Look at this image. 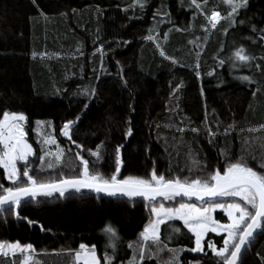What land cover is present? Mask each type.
I'll return each mask as SVG.
<instances>
[{
    "label": "trees",
    "instance_id": "16d2710c",
    "mask_svg": "<svg viewBox=\"0 0 264 264\" xmlns=\"http://www.w3.org/2000/svg\"><path fill=\"white\" fill-rule=\"evenodd\" d=\"M197 2L204 15L196 13L189 0H144L143 9L136 0H0V115L7 110L27 117L36 162L30 175L38 182L78 175L79 152L90 171L109 177L115 172L117 146H121V179L148 178L153 169L166 179H203V172H223L227 163L240 156L260 171L258 165L264 163V0H247L235 27L224 19L214 29L205 15L216 9L224 17L230 9L222 0ZM229 27L226 36L220 35ZM211 32L214 39L208 41ZM148 35L154 39H145ZM230 36L254 57L246 72L250 81L232 76L226 63L217 66ZM92 89L94 95L81 94ZM69 120L74 121L70 135L75 143L61 133ZM38 121L54 125L57 143L64 148L62 164L55 169L39 167L44 144L35 132ZM129 128L131 134L125 136ZM209 129L215 135L210 137ZM90 151H98L99 159ZM0 184L11 186L2 168ZM158 200L166 207L188 203L179 197ZM221 201L230 200L216 202ZM19 215L21 219L9 211L0 214V241L31 244L40 264H73L69 251L78 250L81 243L94 245L104 264L107 237L101 229L106 224L119 237L113 264H127L132 255L127 242L136 241L153 218L147 201L74 190L63 198L59 194L36 197L23 204ZM216 216L227 222L222 212ZM168 225L180 229L165 241L169 248L184 249L179 264H216L210 252L189 250L194 237L182 221L162 224V240L171 232ZM224 236L207 233L204 251L209 240L221 247ZM107 252L112 255L111 249ZM168 258L167 252L161 254L162 260ZM13 259L1 257L0 264H20L18 256ZM238 264H264V233L255 236Z\"/></svg>",
    "mask_w": 264,
    "mask_h": 264
},
{
    "label": "snow or ice",
    "instance_id": "6c2138e0",
    "mask_svg": "<svg viewBox=\"0 0 264 264\" xmlns=\"http://www.w3.org/2000/svg\"><path fill=\"white\" fill-rule=\"evenodd\" d=\"M226 7L230 9L226 16L222 17L216 10H211L210 14L205 15V19L212 28H216L221 20L227 19L229 26H235L236 16L241 9L247 7V0H222ZM136 3L143 9L144 0H136ZM207 0H204V4ZM189 5L196 13H203V6L197 0H189ZM241 25L244 24L240 20ZM256 31L255 27L252 29ZM152 30L150 29L149 32ZM227 29H225V32ZM261 31H264L262 29ZM147 40H153L152 35L145 37ZM264 40V37H261ZM101 56L103 52L98 49ZM199 56V53H197ZM254 57L249 55L246 49L241 45L235 47L225 58L217 60V66H223L226 62L230 67L237 68L247 66ZM172 63H177L172 60ZM258 67V66H257ZM196 75L199 77V64L195 65ZM212 75V72L207 73ZM243 81H250L249 76L238 77ZM179 87V85L177 86ZM82 95H94L95 90L90 93H81ZM201 94L203 90L201 89ZM87 107V104L84 105ZM77 119H79L77 117ZM27 117L24 113L3 111L0 115V168L3 169V175L6 180L11 182V186L4 187L0 184V214L4 211L11 212L17 219H21L19 210L24 203L35 201L37 196H52L58 193L60 198L65 197L69 190L80 193L82 190H91L97 194L104 193L108 196H123L129 199L140 197L150 205V215L154 217L144 226L138 234L137 240L127 242L128 249L132 255L127 264H144L146 260L155 259L156 264H179V253L184 249L169 248L165 241L172 238V234H178L179 228L171 227V232L164 238L160 236V226L166 221H182L183 227L194 237V247L189 249L191 252H204L205 235L209 232L219 234L226 233L223 237V244L217 248L211 240L207 241V247L211 250L214 257L217 258L216 264H238L242 252L254 242L255 236L264 233V163L258 165L260 171L255 170L248 165V160L240 156L235 162L227 163L223 172L214 169L212 172H203L204 178L198 176L189 180L185 177L181 180L179 177L166 179L163 174L157 175L155 169L152 170L148 178L125 176L118 178L121 171L120 148L115 149V172L109 177H105L99 171L92 172L89 168V162L76 153L77 159L82 165V170L78 175L62 177L48 182H38L32 175L30 157L35 155L34 149L26 140L24 124ZM41 124L43 122H37ZM74 121H66L61 129L64 137L71 141L70 129ZM264 129V126H261ZM183 131V129H181ZM193 132L197 131L192 129ZM252 131V130H249ZM131 134V128L127 130L125 136ZM210 137L215 135L208 130ZM46 144H56L55 139L48 136ZM75 143V141H71ZM211 142V141H209ZM81 147V146H78ZM99 145L97 149H99ZM41 161L45 156L54 155L59 161L63 155V150L58 149L56 153L45 152L41 148ZM90 155L99 159V153L91 152ZM255 160V157H252ZM22 163L23 171L18 168ZM51 168L52 164L49 163ZM191 171V170H190ZM203 171V170H202ZM177 197H195L201 202L202 207H197L193 203H179L177 207H166L162 200L172 201ZM228 198L231 202L217 203L218 199ZM223 209L228 218V223H220L213 219L212 211L214 209ZM23 219H27L24 217ZM32 224L31 221H28ZM43 230V226H40ZM101 231L107 237L105 252L103 255L104 264H113L116 255L117 244L119 240L116 229L110 224H106ZM107 249L112 250L109 256ZM167 252L169 258L161 259V254ZM21 256L20 264H39L34 259L35 250L31 244L21 245L16 242L0 241V257ZM74 257L73 264H100L97 257L95 246H88L84 243L78 245V250L69 251ZM15 264V261H13Z\"/></svg>",
    "mask_w": 264,
    "mask_h": 264
},
{
    "label": "rangeland",
    "instance_id": "374dc122",
    "mask_svg": "<svg viewBox=\"0 0 264 264\" xmlns=\"http://www.w3.org/2000/svg\"><path fill=\"white\" fill-rule=\"evenodd\" d=\"M216 10V9H215ZM216 11H218V10H216ZM219 12V11H218ZM220 13V12H219ZM221 14V13H220ZM221 16H223L222 14H221ZM222 22V20L220 21V23ZM220 23H218V25H217V27L220 25ZM216 27V28H217ZM232 27H235V26H232ZM231 27V28H232ZM212 28V27H211ZM230 27L229 28H226L227 29V31L225 32V30H224V33L223 34H220V35H227V33H228V31L231 29ZM212 29H214V28H212ZM233 29H235V28H233ZM193 30H194V26H193ZM212 35V32L208 35V41H213V39H212V37H213V35ZM230 42H228L227 43V45L225 46V53H224V58L225 57H227V55L232 51V49L233 48H235V47H239V46H243L244 47V45L243 44H241V43H237V41H233V37L232 36H230ZM245 49H246V51H247V53H248V49L246 48V47H244ZM249 54V53H248ZM226 65H227V71H228V73H230L232 76H234V77H236V78H238V77H242V76H247V71L252 67V65H253V63H252V61L247 65V66H241V67H237V68H232V67H230V65H229V63H227L226 62ZM239 79V78H238ZM39 122H43V123H41V124H38V123H36V127H35V132H36V134H37V137L39 138V140H40V142L42 141L43 142V144H44V151L45 152H51V153H56L57 152V150L58 149H60V150H63V152H64V148H63V146L62 145H60V144H58L57 143V140H56V136L54 135V125L51 123V122H46V121H39ZM73 126V125H72ZM72 126H71V128H72ZM24 130H25V132H26V140H27V142L28 143H30L29 142V140H28V135H27V131H26V122H25V124H24ZM71 130V129H70ZM48 136H51L53 139H55V141H56V144H46L44 141H45V139L48 137ZM64 137V136H63ZM65 138H67V137H65ZM68 139V138H67ZM31 144V143H30ZM35 151V150H34ZM35 156V155H34ZM34 156H32V157H30L29 159H30V161H31V165H32V168H31V170L30 171H32L34 168H33V166L35 165V161H33V158H34ZM63 160V155H62V157H61V159L59 160V161H57L56 159H55V156L54 155H48V156H45V158H44V160L43 161H39L38 163H39V167H41L43 170H51V169H55V168H57L59 165H61L62 164V161ZM49 163H51L52 164V167L51 168H49L48 167V164ZM18 168L20 169V171L22 172L23 171V167H22V163L21 164H18ZM9 182V181H8ZM9 183H11V182H9ZM225 199H228V198H225ZM229 202H231V201H221V202H217V203H224V204H227V203H229ZM185 203H187V202H185ZM189 203V202H188ZM165 204H167V203H165ZM193 204H195L197 207H202V206H207V205H202V206H200V205H198V204H196V203H193ZM179 205V204H178ZM177 205V206H178ZM165 206H167V205H165ZM176 206V207H177ZM173 207H175V206H173ZM218 212H222L223 214H225L226 215V217H227V214H226V212L223 210V209H220V208H217V209H214L213 211H212V217H213V219H215V220H217V221H219L220 223H222V224H224V223H228L229 221H228V218H227V222H221V220L220 219H218V218H216L217 216H216V213H218ZM154 218V217H153ZM162 225V224H161ZM161 227V226H160ZM219 234H224V235H226V233H223V232H221V233H219ZM207 235V234H206ZM206 235H205V237H206ZM205 239V238H204ZM202 243H203V241H202ZM214 244V243H213ZM215 245V244H214ZM216 246V245H215ZM217 247V246H216ZM204 252H210L211 254H212V252H211V250L208 248V250L207 251H204ZM204 252H202V254L204 253ZM195 253H197V252H195ZM198 253H201V252H198ZM205 254H207V253H205ZM213 255V254H212ZM18 256V258H19V261H20V259H21V256L19 255V254H17L16 256H10L12 259L14 258V257H17ZM98 257V256H97ZM1 258V257H0ZM34 259L36 260V261H38L37 260V258L34 256ZM13 260H15V259H13ZM39 262V261H38ZM18 264V263H17ZM40 264V263H39ZM194 264H197V263H194Z\"/></svg>",
    "mask_w": 264,
    "mask_h": 264
},
{
    "label": "water",
    "instance_id": "95a60500",
    "mask_svg": "<svg viewBox=\"0 0 264 264\" xmlns=\"http://www.w3.org/2000/svg\"><path fill=\"white\" fill-rule=\"evenodd\" d=\"M69 191H71V189H70ZM82 191H84V192H88V193H91V194H94V195H97V196L105 197V198H111V197H123V196H119V195H117V196H108V195H106V194H104V193H99V194H97V193H95V192H93V191H91V190H86V189H85V190H82ZM54 194H58V193H54ZM37 197H40V196H37ZM179 198H182V199H184V200H186V201H188V202H191V203H196V204H200V205H201V202L198 201L195 197H191V198H189V197H179ZM133 199L143 200V198H140V197H135V198H133ZM157 199H160V198H157ZM245 251H246V250H245ZM245 251L242 252L241 257L243 256V254H244ZM241 257H240V259H241ZM238 262H239V261H238Z\"/></svg>",
    "mask_w": 264,
    "mask_h": 264
}]
</instances>
